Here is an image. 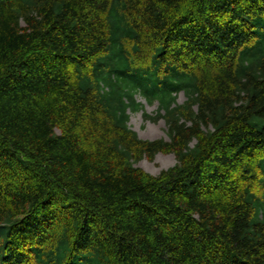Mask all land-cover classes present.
I'll use <instances>...</instances> for the list:
<instances>
[{
  "label": "trees",
  "instance_id": "1",
  "mask_svg": "<svg viewBox=\"0 0 264 264\" xmlns=\"http://www.w3.org/2000/svg\"><path fill=\"white\" fill-rule=\"evenodd\" d=\"M0 264H264V0H0Z\"/></svg>",
  "mask_w": 264,
  "mask_h": 264
},
{
  "label": "rangeland",
  "instance_id": "2",
  "mask_svg": "<svg viewBox=\"0 0 264 264\" xmlns=\"http://www.w3.org/2000/svg\"><path fill=\"white\" fill-rule=\"evenodd\" d=\"M186 98L183 94H180L178 102L183 104ZM137 101L144 106L142 111L136 113H130V122L129 126L131 129L136 132L139 138L145 141H155V140H166L168 141L167 136V126L164 120L158 122L154 120H147L146 115L151 116L152 118L157 116L158 105H148L142 98L137 97ZM177 163L176 157L173 154H158L154 161H149L144 159L137 166L142 168L147 173L152 175H159L162 171L168 170L174 167Z\"/></svg>",
  "mask_w": 264,
  "mask_h": 264
}]
</instances>
